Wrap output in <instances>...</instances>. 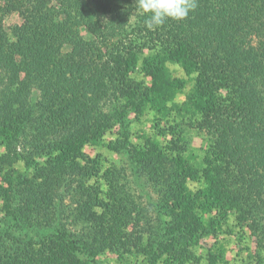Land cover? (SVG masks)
Returning <instances> with one entry per match:
<instances>
[{
    "label": "trees",
    "instance_id": "trees-1",
    "mask_svg": "<svg viewBox=\"0 0 264 264\" xmlns=\"http://www.w3.org/2000/svg\"><path fill=\"white\" fill-rule=\"evenodd\" d=\"M6 1V12L27 13L11 33L3 26ZM55 1L0 0V142L30 139L23 129L29 127L34 140L27 145L43 149L50 162L70 159L81 181L65 183L78 194L83 211L76 215L89 234L71 230L58 208H48L55 218L47 223L25 212L43 202L32 184L35 193L13 217L0 212V264H100L107 252L123 262L129 255L147 264H192L199 235L218 233L236 243V261L264 264V0H195L183 20L152 28L136 0ZM171 65L185 76L174 75ZM188 83L187 99L176 102ZM114 91L129 96L138 115L154 111L155 134L170 138L130 150V169L117 163L104 169L81 148L102 136L100 101ZM16 108L36 117L14 120ZM196 122L211 135L201 155L187 140ZM84 160L94 161L93 170ZM135 184L157 192L151 208L139 202ZM7 195L0 183V197ZM247 227L258 238L255 250L243 240ZM223 241L205 264H231Z\"/></svg>",
    "mask_w": 264,
    "mask_h": 264
},
{
    "label": "rangeland",
    "instance_id": "rangeland-1",
    "mask_svg": "<svg viewBox=\"0 0 264 264\" xmlns=\"http://www.w3.org/2000/svg\"><path fill=\"white\" fill-rule=\"evenodd\" d=\"M52 2L53 6L57 5L55 0H52ZM1 4L4 8V11H2L4 16L3 26L8 33H11V29L14 25L24 22L27 13L15 10L6 12L5 8L7 1L2 2ZM82 34L86 38L93 37L85 27L82 28ZM69 48V46L65 47L66 50H69ZM170 67L173 70L174 75L185 76L182 68L178 67L177 65H171ZM139 77L144 78V81H146L147 84H151L150 76H144V74H142L139 75ZM191 88L192 83L186 84L183 90L178 92L176 102L181 103L185 101ZM116 92L117 91L109 93L100 101L104 115L102 117L104 119V122H102V136L98 138L97 143L93 141H87V143L81 146V148L86 157L91 158V160L98 159L99 162L103 164L104 169L110 166L111 163L123 164L128 166L130 169V163L132 162L131 154H129L130 150H133L134 147H144L148 140H151L154 137H156L162 143H166L170 138L157 137L155 134L156 130L154 129L152 122L154 111L148 110L145 113L138 115L136 110L129 108V101L131 98H129V96L127 97L126 94L123 93L116 97L113 94ZM222 92L225 94V91L222 90ZM35 96L36 95H34V97ZM38 96L40 95L37 93V97ZM41 107H43V105ZM41 107L34 110L35 115L39 114ZM20 108H16L14 120L16 118V120H18V118L24 117L25 114L21 115L22 112ZM35 115L25 116H29L28 118L32 120L36 117ZM181 119L182 118L178 117V121ZM175 124V122L170 124V128ZM13 125H15V122ZM25 128L27 131L24 132V135H28L30 139L27 140L26 138L19 136L16 139L10 138V141L6 143L0 142V183L9 191V195L0 197L1 214H8V212L11 211L9 215L13 217V212L17 210L16 208H18L19 204L21 202L24 204L25 199L35 193V190L31 194L29 191L33 190L34 188L32 187V184H36L37 187H35V189H37V199L43 200V202L39 204L40 208L37 210H35L37 203H35L36 205H33V202L30 203V208H27L25 212L29 213L32 218L35 216V218H37L40 222L47 223V220L53 222L55 218V215H52V213L47 216L46 213L48 208L53 210H55L54 208H58L57 210H62L63 212L60 220L65 222L67 226H70L71 230H73L75 233L81 236L85 234L83 236L85 239L87 234H89L87 233L88 229L85 227L83 222H79L80 220L78 221L76 215L83 211L78 200V194H74L73 191L71 193L68 192L69 186L65 183L74 180L75 185L78 187V183L81 181V177L76 176L72 171V166L74 164L72 165L68 162L70 159L62 163L50 162V160L48 161V154H41L43 149L27 145L29 140H34V136L29 133V127H24L23 129ZM188 129L189 131L187 132V140L190 145L195 148L194 152L197 155H201L202 151L209 147L211 135L207 129L201 128L198 122H196L195 125L188 126ZM13 131L15 133L16 130L13 129ZM72 132L73 130L68 133L65 132L57 134L55 136V141L66 139L71 135ZM44 145L49 147L50 143L48 142ZM18 146L22 148V152L15 151V147L18 148ZM124 146H127L126 149L122 148ZM117 148H122L121 152H118ZM53 161H57V159H53ZM88 164L91 166L90 170H93L92 165H94V161L86 163L84 160L82 162L83 167L87 166ZM10 180L12 185L10 184ZM95 180L96 178L92 179V181L90 180V182L93 183ZM99 181H101V179H97L95 184L99 186H105L103 183H98ZM140 182L143 185L145 184L143 181ZM194 184V182L190 181V185L192 187ZM50 189H52L51 195L48 194ZM134 189L137 199L144 206L151 208L149 203L151 201L155 202L158 199L157 192L154 191L150 186L145 185L144 187H137L135 184ZM42 192L46 193L47 195L45 197H41L40 195ZM51 196L52 198H50ZM237 228L240 227L238 226ZM246 230V236H244L243 240L249 244L251 243L250 246L252 247V250H255L257 248L258 238L248 227ZM199 236V243L196 245L197 259L192 264L207 263L206 256L208 251L214 248V246L217 244V241H223L224 238L226 239H224L225 241L223 242L228 247L227 259L230 260L231 264H242V262L236 261L235 259L238 250L236 243L233 241H226L229 239V235L225 233H218L216 236H202V234ZM239 237H243V235L240 234ZM91 240H93V237L90 239V241ZM262 251L264 253L263 249ZM247 254V250L244 251L243 257H245ZM98 258L100 264H126V262L128 264H147L146 260L144 261L141 256L134 258L127 255L125 258L126 262L119 261L117 256L111 254L110 252H107L104 255H99Z\"/></svg>",
    "mask_w": 264,
    "mask_h": 264
},
{
    "label": "clouds",
    "instance_id": "clouds-1",
    "mask_svg": "<svg viewBox=\"0 0 264 264\" xmlns=\"http://www.w3.org/2000/svg\"><path fill=\"white\" fill-rule=\"evenodd\" d=\"M138 9L149 14V28L160 26L168 19L183 20L196 7L195 0H136Z\"/></svg>",
    "mask_w": 264,
    "mask_h": 264
}]
</instances>
